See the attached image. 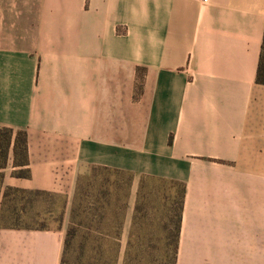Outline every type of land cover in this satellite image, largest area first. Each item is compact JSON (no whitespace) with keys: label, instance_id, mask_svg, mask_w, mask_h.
<instances>
[{"label":"crops","instance_id":"0c3cea01","mask_svg":"<svg viewBox=\"0 0 264 264\" xmlns=\"http://www.w3.org/2000/svg\"><path fill=\"white\" fill-rule=\"evenodd\" d=\"M263 34L264 0H0V128L30 172L11 149L0 195L65 199L60 228H0V264H60L93 167L132 175L122 253L152 176L185 186L176 264H264Z\"/></svg>","mask_w":264,"mask_h":264},{"label":"trees","instance_id":"16d2710c","mask_svg":"<svg viewBox=\"0 0 264 264\" xmlns=\"http://www.w3.org/2000/svg\"><path fill=\"white\" fill-rule=\"evenodd\" d=\"M256 84L264 86V34L262 38V44L260 49V56L256 71ZM13 142V147L11 148ZM12 149L14 161L13 165L17 168L16 171L12 172V175L16 178L28 179L30 177V172L28 169V152H27V135L25 132L20 131L14 137L13 132L7 128H0V187L3 180V170L7 166L8 155ZM84 178V179H83ZM87 178V179H85ZM90 179H92L90 181ZM86 180V181H85ZM146 180L154 181H168L176 185L178 189V201H175V210L177 211L174 216V227L173 231H170V236L173 239L172 247L166 248V260L164 262L158 261L156 257L150 255V259L146 260L145 264H176L178 250H179V237H180V227L182 220V212L184 207V197H185V186L184 184L176 181L165 180L158 177L143 176L139 183L138 198L135 203L132 227L129 233L128 242L126 245V255L124 259V264H143L139 262H134L137 254L140 253L142 259H145L148 253L145 249H139L134 247L133 239H135V227L138 225V219L145 218L146 212L139 204V201L145 199V195L141 193ZM132 182V175L129 172L104 168V167H93L90 171L89 177L83 176L78 179L76 192L73 200V205L71 208V217L69 224L71 225V218L77 214V210L82 208L79 204L82 203V198L87 200V204L83 207L84 211L89 210L91 217L97 220V223H102L107 214L116 219L117 225L113 226L112 232L104 233L98 230L99 228L88 229L96 234V238L107 242L105 246H91L89 248H81L82 258L80 259L81 264H115L119 257L120 249V226L123 211L126 208V202L130 190V185ZM124 186L125 193L122 196L119 195L121 188ZM53 196L51 194L43 191H27L17 188H6L2 195V207L10 206L13 208V212L16 209L17 203L25 202L28 203L29 196ZM121 197V199L119 198ZM122 200V202H121ZM119 201L121 202L119 204ZM78 202V204H77ZM114 202V204H113ZM113 205V206H112ZM1 220L4 219V211L1 214ZM10 219L17 220L18 215L12 213ZM119 221V222H118ZM69 226V225H68ZM60 227V226H59ZM58 227V228H59ZM10 229H32L26 227H20L17 224H11ZM42 230L41 228H37ZM76 231L73 227L69 226L65 233L62 256L60 264H65V256L69 252L71 246V239L75 236ZM153 251V248H149ZM134 255V256H133ZM149 255V254H148Z\"/></svg>","mask_w":264,"mask_h":264},{"label":"rangeland","instance_id":"374dc122","mask_svg":"<svg viewBox=\"0 0 264 264\" xmlns=\"http://www.w3.org/2000/svg\"><path fill=\"white\" fill-rule=\"evenodd\" d=\"M91 171V170H90ZM90 173L86 175L89 177ZM84 179V178H83ZM87 179V178H85ZM92 179H90L91 181ZM86 181V180H85ZM2 187V184H1ZM0 187V192H1ZM178 187L168 181L146 180L141 193L145 195V199L139 201L142 208L147 213L145 218L138 219V225L135 227V239H133L134 247L145 249L148 253L145 259H142L140 253L135 257L134 262L147 263L153 255L158 261L166 260V248H171L173 239L170 236V231H173L174 216L176 214L175 201L177 204L179 195ZM139 191V185L136 192ZM124 186L121 188L119 195L124 196ZM121 199V197H119ZM28 203H17V207L13 208L8 204L2 207V197L0 195V217L4 211V219L0 218V228H11V224H17L20 227L32 229H57L64 221L65 199L58 195L53 196H29ZM122 202V200H121ZM119 201V204L121 203ZM78 204V202H77ZM87 204V200L83 197L82 203L79 204L82 208L77 210V214L71 218V225L76 231L75 236L71 239V246L68 254L65 256V264H81L82 258L81 248L91 246H105L107 242L96 238V234L88 229L99 228L101 232H112L113 226L117 225L116 219L107 214L102 223H97L90 215V211H84L83 207ZM114 204V202H113ZM113 206V205H112ZM12 213L18 215L17 220L10 219ZM71 217V213H70ZM70 222V218H69ZM119 222V221H118ZM67 226V228L69 227ZM60 228V227H59ZM66 228V230H67ZM66 233V232H65ZM149 248H153L151 251ZM126 248L123 253L119 249V257L115 264H124ZM121 253L123 254L121 256ZM134 256V255H133ZM121 261V263H120Z\"/></svg>","mask_w":264,"mask_h":264},{"label":"built area","instance_id":"2783aa9c","mask_svg":"<svg viewBox=\"0 0 264 264\" xmlns=\"http://www.w3.org/2000/svg\"><path fill=\"white\" fill-rule=\"evenodd\" d=\"M204 2L207 1V0H203Z\"/></svg>","mask_w":264,"mask_h":264}]
</instances>
